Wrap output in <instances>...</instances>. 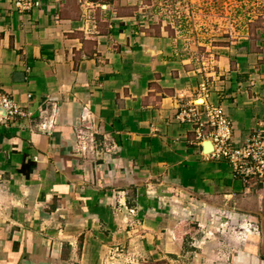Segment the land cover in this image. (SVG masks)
I'll list each match as a JSON object with an SVG mask.
<instances>
[{"label": "crops", "instance_id": "0c3cea01", "mask_svg": "<svg viewBox=\"0 0 264 264\" xmlns=\"http://www.w3.org/2000/svg\"><path fill=\"white\" fill-rule=\"evenodd\" d=\"M31 1L0 0V91L21 111L0 116V264H264L254 187L178 117L218 106L248 139L264 38L208 46L123 0Z\"/></svg>", "mask_w": 264, "mask_h": 264}, {"label": "rangeland", "instance_id": "374dc122", "mask_svg": "<svg viewBox=\"0 0 264 264\" xmlns=\"http://www.w3.org/2000/svg\"><path fill=\"white\" fill-rule=\"evenodd\" d=\"M127 13L138 12L139 5L145 17L153 21L154 31L161 28L168 33L189 36L203 45L225 44L242 37L264 38V0H123ZM140 2V3H139ZM117 3H119L117 1ZM124 12V13H126ZM204 47V46H203ZM241 177V175H239ZM249 182L258 203L254 206L262 218L255 222L258 240L264 243V167L242 177ZM257 186V187H256ZM254 208V209H255ZM259 215H257L258 217ZM234 224L232 233L244 238L251 222ZM251 232L249 235H251ZM235 233V234H234Z\"/></svg>", "mask_w": 264, "mask_h": 264}, {"label": "built area", "instance_id": "2783aa9c", "mask_svg": "<svg viewBox=\"0 0 264 264\" xmlns=\"http://www.w3.org/2000/svg\"><path fill=\"white\" fill-rule=\"evenodd\" d=\"M20 9H26L36 1L14 0ZM202 88L204 85L202 84ZM20 106L6 93L0 91V116L19 114ZM206 116L201 119V114ZM178 117L182 120L195 123L198 135L202 136L201 128L207 125L210 130L207 139L212 143L210 154L216 158H223L231 165L235 175L241 177L259 171L264 167V121L259 123L254 133L241 144H236L232 139L231 123L225 112L218 106L204 105L200 113L192 104L179 111ZM80 149L83 151L86 144V136L79 132L76 136ZM247 225V229H249Z\"/></svg>", "mask_w": 264, "mask_h": 264}, {"label": "water", "instance_id": "95a60500", "mask_svg": "<svg viewBox=\"0 0 264 264\" xmlns=\"http://www.w3.org/2000/svg\"><path fill=\"white\" fill-rule=\"evenodd\" d=\"M203 150L205 153H210L212 151V143L210 139H206L203 141Z\"/></svg>", "mask_w": 264, "mask_h": 264}]
</instances>
